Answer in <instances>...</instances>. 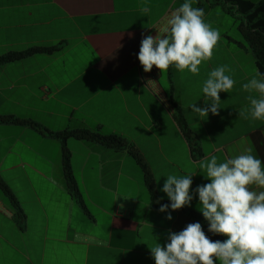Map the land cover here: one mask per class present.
Returning <instances> with one entry per match:
<instances>
[{"label":"crops","instance_id":"obj_1","mask_svg":"<svg viewBox=\"0 0 264 264\" xmlns=\"http://www.w3.org/2000/svg\"><path fill=\"white\" fill-rule=\"evenodd\" d=\"M178 1L0 0V56L61 46L51 55L0 65V117L47 130L0 123V183L24 216L20 223L0 188V264H155L149 247H165L170 233L196 223L190 212L209 224L196 191L210 182L200 170L202 160L215 155L223 162L251 148L264 162V121L239 115L250 106L247 97L258 96L242 88L257 73L254 55L227 32L198 74L174 66L144 72L141 41L158 34L165 17L183 4ZM243 56L253 57V71L229 65ZM224 65L235 85L219 94L218 115L200 117L190 105L209 106L203 83ZM76 129L114 134L134 145L165 203L171 204L161 190L166 177L194 174L190 204L161 212L128 152L71 138L74 196L64 178L63 143L54 134Z\"/></svg>","mask_w":264,"mask_h":264},{"label":"clouds","instance_id":"obj_2","mask_svg":"<svg viewBox=\"0 0 264 264\" xmlns=\"http://www.w3.org/2000/svg\"><path fill=\"white\" fill-rule=\"evenodd\" d=\"M142 11L147 13L149 9L144 7ZM204 15L203 9L193 7L192 0H185L165 17L163 27L156 29L158 34L141 41L138 60L144 72L155 67L164 73L174 66L180 72L198 74L199 66L212 59L220 40L219 30L206 22ZM230 71L224 65L209 72L202 86L205 104L209 106L201 108L194 103L190 105L194 113L206 118L209 112L219 114V94L230 93L235 85L226 74ZM242 88L258 96L249 95L250 106L239 115L264 121V74L257 70ZM199 167L210 181L196 189L199 210L209 222V231L227 239L212 241L200 223H190L179 233H170L165 247L159 243L149 247L155 264H264V162L249 148L223 162L211 155ZM193 175L166 177L161 190L169 197L173 211L190 204ZM168 207L162 205L160 211L165 212ZM167 219L172 216L169 214Z\"/></svg>","mask_w":264,"mask_h":264},{"label":"trees","instance_id":"obj_3","mask_svg":"<svg viewBox=\"0 0 264 264\" xmlns=\"http://www.w3.org/2000/svg\"><path fill=\"white\" fill-rule=\"evenodd\" d=\"M200 9H203L204 13L210 8L221 6L226 14L229 15H239L242 18V23L238 27L242 35V41L237 42L236 44L240 47L246 48L252 52L255 59L256 69L264 74V0L253 1V0H207V3H199ZM61 50L60 45L56 46H36L31 47L24 51H11L2 56H0V65L7 63L20 61L31 56L41 55V54H54ZM0 123L2 124H15L30 126L35 128L40 132L43 128L29 120H22L19 118L3 116L0 117ZM182 123V122H181ZM53 134V132H49ZM56 137L60 138L63 143V169H64V178L66 181V186L71 194L78 196V188L76 180L74 178L72 168H71V154L67 148V141L69 139H75L78 141L98 143L107 148L113 149L115 151H126L134 159L136 164L142 170L144 181L147 186L151 204L153 207H159L162 205H170L165 203L159 196L156 184L152 174L150 173L144 159L141 156V153L138 149L130 144L126 139L114 135V134H104L100 131H91L87 129H76L72 131H65L54 134ZM0 188L3 195L6 197L9 205L17 211V217L19 222L22 223L24 216L19 208V204L15 196L9 191L8 187L3 183H0ZM191 218L197 223H200L202 227L209 231V224H207L201 216L195 212H190ZM210 232V231H209ZM213 239L221 240L218 234L210 232Z\"/></svg>","mask_w":264,"mask_h":264},{"label":"rangeland","instance_id":"obj_4","mask_svg":"<svg viewBox=\"0 0 264 264\" xmlns=\"http://www.w3.org/2000/svg\"><path fill=\"white\" fill-rule=\"evenodd\" d=\"M185 0H179L177 2V6L180 5L181 3H184ZM199 3L205 4L207 3V0H192V5L193 7L198 8ZM216 9L211 13L207 19L205 20L211 26L215 29L219 30V33L227 32L226 36L230 39H232L235 42V45H237V41L241 42L242 41V35L241 32L239 31L238 27L242 23V18L239 15H229V14H224V10L221 6L215 7ZM224 11V12H223ZM227 39L223 40V42H226ZM237 48V47H236ZM237 50V49H236ZM232 59V58H231ZM253 57H239L237 60L238 62H234L233 59L232 61L229 62V65L231 67L234 66H244V70H251L253 71L254 67V61L252 60Z\"/></svg>","mask_w":264,"mask_h":264}]
</instances>
